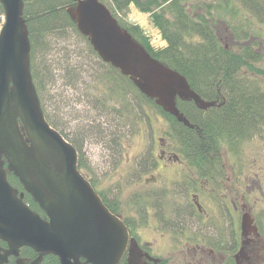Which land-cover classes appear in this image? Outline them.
I'll return each instance as SVG.
<instances>
[{
    "label": "trees",
    "instance_id": "1",
    "mask_svg": "<svg viewBox=\"0 0 264 264\" xmlns=\"http://www.w3.org/2000/svg\"><path fill=\"white\" fill-rule=\"evenodd\" d=\"M99 1L107 7L117 26L126 31L148 56L185 79L199 102L213 103L209 107L200 108L191 98L177 96L174 107L181 118L179 120L175 115L159 107L154 99L144 95L129 76L123 75L118 68L100 59L101 57L92 49L88 37L77 29L71 13L74 2L23 0L21 10L24 31L30 43L28 73L41 114L47 124L75 148L80 173L89 181L109 211L119 217L111 202L96 190L95 184L83 173L85 167L80 153L81 142L86 136V127L93 130L91 125L105 124L102 115L109 114V111L119 113L120 118L121 107L108 106L111 102L120 104L121 95L126 93L127 96L131 94V99L136 101L139 112L144 104L149 103L161 115L168 127L167 130L161 131L163 141H166L163 147H172L174 151L171 154L174 156L184 159L187 157L185 163L188 171L209 178L208 175L216 171L214 165L218 162L215 157L222 152L221 150L236 156L242 155V145L245 142L256 137H264V90L259 82L260 77H264V71L257 66L264 61V40H261L264 35V0ZM131 6L149 17L150 25L158 31L161 41L164 42L162 46L153 45L139 25L126 20ZM2 10L0 5L1 15ZM221 26L226 27L230 33L228 44L227 40L222 41L219 34L222 31ZM73 35L83 40L86 45V56L79 50L75 52L77 53L75 58L71 59L69 47L62 46V43L72 40ZM59 44V50L64 54L63 61H68V58L75 61L71 64L69 60V65L61 69L65 70V74L60 78L67 86L81 83L85 69L80 68L88 62V58H93L104 65L102 69L106 71L104 73L106 78L101 82L98 80L99 77L93 75L94 73H89V79L83 81L86 87L87 85L91 87H88L90 96L93 94L100 96L91 108L98 113L101 112V115L97 120L95 118L90 120L91 124H85L84 129L79 132L80 139L69 136L70 134L66 132L67 123H59L55 115L58 111L56 108L52 109L54 114L46 109V103L50 100L47 88L54 85L57 78L53 65V60L56 59L51 57V50ZM77 100L83 101L82 96L80 95ZM140 100L142 102H139ZM102 108H107L105 110L107 113L101 111ZM83 113L89 114L85 111ZM97 127L99 135H102L101 129ZM155 165L156 160L149 149L138 159L137 168L143 174L154 170ZM7 180L13 188L22 192V185L12 172H8ZM141 199V208L137 214L144 220L150 208L155 204H163L162 201L166 200V197L164 194H156L151 195L149 200L145 196ZM22 200L32 211L44 217L28 193H25ZM0 247L6 249L7 244L0 241ZM36 257L37 253L29 247H22L19 250V258L31 261ZM7 262L5 264H16V258L12 257ZM39 264H59V261L56 256L48 254Z\"/></svg>",
    "mask_w": 264,
    "mask_h": 264
},
{
    "label": "water",
    "instance_id": "2",
    "mask_svg": "<svg viewBox=\"0 0 264 264\" xmlns=\"http://www.w3.org/2000/svg\"><path fill=\"white\" fill-rule=\"evenodd\" d=\"M71 1L76 26L100 59L129 76L161 108L181 120L174 107V96L180 93L178 81L185 86L187 95L182 97L191 98L200 108L213 104L199 102L182 76L148 56L99 0ZM0 5L4 12L0 30V241L7 244L6 250L0 249V264L9 256L16 258V264H39L48 254L56 256L59 264H120L127 249V264H140L144 254L135 245L129 247L126 226L80 173L77 151L41 114L28 73L30 43L24 31L23 0H0ZM167 88L174 95L168 97ZM3 158L44 218L17 196L1 168ZM154 180L151 176L144 182ZM241 219V235L246 236L251 218L244 214ZM22 247L31 248L37 257L19 258Z\"/></svg>",
    "mask_w": 264,
    "mask_h": 264
},
{
    "label": "rangeland",
    "instance_id": "3",
    "mask_svg": "<svg viewBox=\"0 0 264 264\" xmlns=\"http://www.w3.org/2000/svg\"><path fill=\"white\" fill-rule=\"evenodd\" d=\"M3 20V14H0V28L3 24ZM126 20L139 25L143 29V32L149 36L153 45L162 46V44H164V42L161 41L160 35H158V31L150 25L151 22L149 17L145 15V13L131 6ZM221 30V33H219L221 39L223 42L227 40L228 44L230 33L224 26H221ZM261 40H264V35L261 37ZM82 41V39L73 35L72 40L70 39V41L62 43L63 45H61L69 47L68 50L71 51L70 58L72 59V57L75 58L77 54H75V52L79 50L86 56V45ZM59 46L60 44L55 47L56 49L54 48V50H51V57L56 59L55 61L53 60V65L57 72V78L55 84L47 88L50 100L46 103V109L48 112L53 113L52 109L56 108L58 111L55 115H57L59 123H67L68 131L66 132L70 134L69 136L80 139L79 132L84 129L85 124H91V122H89L90 120L93 118L97 120L101 115V112L98 113L91 108L95 100H98L100 96H98V94L90 96L88 90L91 87H89V85L86 87L83 81L84 79H86L85 81L89 79V73H94L93 75L99 77L98 80L101 82L106 78L104 76L106 71L102 69L104 65L93 58H88V62L84 63L82 68H80V70L85 69L83 70L81 83L67 86L62 78H60L61 75L65 74V70L62 71L61 69L69 65V60L71 64L75 61L70 58H68L69 60L67 59L68 61L66 62L63 61L65 60L64 54L59 50ZM257 66L264 71V61ZM259 82H261L262 89L264 90V77H260ZM89 84L92 85L91 82H89ZM176 87L177 92L180 91V93L174 96V102L177 96L187 95L184 93L186 90L182 83L178 81ZM164 91L168 93V97H171V95L175 93L172 88L164 89ZM80 95L83 101L77 100ZM131 98V94L127 96L125 93L121 95L120 104L115 102L109 104L108 107L113 105L116 108L119 106L121 107L120 110L122 114H120V118L118 116L119 113L109 111V114L105 116L102 115V121L105 122V124L102 125L101 123L100 126L97 125L98 127L96 125H91L93 130H88L89 127H86V136L83 137L81 142L82 149L80 153L82 164H84L85 167V172L83 173L95 184L96 190L100 192L106 200L111 202L118 214L122 218L128 219V224L133 233L135 232L139 236V240L144 242H151L154 240L156 246L152 248V251L155 254L164 255L167 249V234L165 228L160 226L158 222L157 225L156 220L151 217L152 213L144 220H141L137 213H139V208H141L140 202L142 196H145V198L149 200L151 195L164 194L166 199H168L167 196L170 192L169 179H174V181L175 179H183L181 175L182 170L177 166H174V168L167 167L164 165L166 161H159V156L164 148L163 144L166 143V141H163L161 131L167 130L168 128L164 119L161 118V115H159L149 103L144 104L139 112V108L136 107V101ZM139 102H142V100ZM159 103H161V101H159ZM163 105L167 107L166 103ZM106 109L107 108H102L101 111L107 113L105 111ZM83 111L89 114L86 115ZM96 127L101 129L102 132H100L102 135H99ZM242 146L243 154L240 156H236L230 152L225 153L224 150H221L222 152L218 156H223V161L226 166L232 167L238 177V188H242L245 191L246 189L250 191L253 189L251 196H249L248 193L245 197L249 206L253 204L252 201L256 197L260 198L257 202L260 206L253 207V212L255 217H257V215H261V213L264 214V209L261 207L263 201L260 197V192L257 191V188L264 190V137H256L245 142ZM149 149L152 150L154 160L160 163L154 170L141 174L137 168L138 159ZM164 149H166L167 155H171L169 153L174 151L172 147ZM216 161L220 162L219 159H216ZM217 164L214 165V167H216ZM152 175L155 177L154 183L144 182L145 179L150 178ZM162 202L165 204L166 200ZM121 221L123 220L121 219ZM132 240L136 243L133 238ZM135 246L138 247L136 244Z\"/></svg>",
    "mask_w": 264,
    "mask_h": 264
},
{
    "label": "flooded vegetation",
    "instance_id": "4",
    "mask_svg": "<svg viewBox=\"0 0 264 264\" xmlns=\"http://www.w3.org/2000/svg\"><path fill=\"white\" fill-rule=\"evenodd\" d=\"M223 158L215 157V160H220L219 165L215 167V173L207 178L188 171L187 157L167 155L166 149H162L159 161H166L164 165L167 167H180L183 177L175 181L169 179L170 192L165 206L155 204L146 216L148 218L152 213L156 223L165 228L167 249L164 255L152 251L156 246L154 240L140 241L128 219L119 215L128 230L129 247L136 244L144 254L140 264H264V214L255 217L253 212V207L260 206L257 203L260 198L256 197L249 206L245 197L248 193L251 196L253 189L245 191L238 188V177L232 167L226 166ZM257 191L264 209V190L257 188ZM18 192L22 198L25 197L24 189ZM244 214L251 218L246 236L241 235L240 229ZM127 255L128 249L122 264H127ZM10 258L12 256L7 261Z\"/></svg>",
    "mask_w": 264,
    "mask_h": 264
}]
</instances>
